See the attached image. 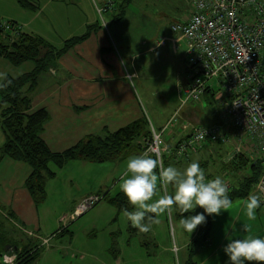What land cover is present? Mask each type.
I'll list each match as a JSON object with an SVG mask.
<instances>
[{"label": "crops", "instance_id": "obj_1", "mask_svg": "<svg viewBox=\"0 0 264 264\" xmlns=\"http://www.w3.org/2000/svg\"><path fill=\"white\" fill-rule=\"evenodd\" d=\"M103 2L0 0L1 21H14L24 31L44 38L57 49L62 48L66 40L84 34L94 26L86 40L72 46L39 76L32 94L28 113L40 109L49 113L50 118L41 136L53 152H63L87 135L116 131L145 116L154 127L157 119L150 117L146 101L163 97L158 84L154 87L152 83L154 62L159 57H162L161 63L168 62L175 72L178 96L189 83L185 42L181 34L172 30L173 24L185 21L190 15L186 0H178L176 20L170 28L166 25L167 29L155 32L149 28L153 25V10L148 9L147 1H142L139 7L138 0H116L115 11L101 15L98 6ZM168 4H172L170 0ZM168 6L170 8V5L165 7ZM130 7L132 16L128 12ZM158 12L165 15L163 10ZM34 68L33 61L15 65L0 56V84L7 76L18 77ZM164 70L157 73H166ZM161 79L167 80V75L162 77L157 74L156 80ZM203 101L209 106L216 104L211 110L212 121L220 120V114L216 115L217 107H221L217 100L212 101L206 95L200 102ZM184 105L181 104V107ZM180 109L178 107L168 116L159 128H164L173 117L177 118L164 138L167 146L176 145L194 127L213 124L201 121L194 124L191 120L197 117L195 108L187 106ZM179 111L183 114L181 118ZM167 130L163 131V135ZM5 141L0 124V148ZM218 149L207 146L194 153L189 162L180 164L181 170L192 161H199L200 164L216 158ZM129 157L102 164L69 162L57 170L55 178L47 182V199L40 205L35 204L26 185L32 168L25 162L4 157L0 161V231L19 245L38 246L41 252L35 264H143L149 256L147 250L150 241L134 238L133 234L138 228L133 227L124 212H119L107 199L80 217H72L76 204L84 196L101 192L112 197L121 191L119 184ZM209 169L215 172L217 168ZM221 172L216 174L220 175ZM225 177L227 174L224 173L222 178ZM172 186L171 183L160 185L158 182V198L172 194ZM243 208L244 204L231 220H225L222 227L217 224V216L212 218L211 244L207 246L200 245L195 231L190 234L183 230L180 225L181 212L176 206L175 222L164 220L163 211L157 215L153 213L156 219L146 220L151 224V237H162V242L153 243L156 264H206L207 258L214 254L217 256L214 264H225L228 257L223 248L228 243V237L264 236V210L257 209V218L250 221L246 215L244 217ZM199 210L203 211L202 208ZM53 213V217H50ZM121 216H124V229L119 225ZM107 225L115 229L109 232V236L100 244L102 247L97 250L95 246L99 244V239L96 234L92 237L91 231ZM59 231L61 233L54 236ZM213 244L216 251L206 254L205 250L212 249ZM175 246L178 247L177 251Z\"/></svg>", "mask_w": 264, "mask_h": 264}, {"label": "built area", "instance_id": "obj_2", "mask_svg": "<svg viewBox=\"0 0 264 264\" xmlns=\"http://www.w3.org/2000/svg\"><path fill=\"white\" fill-rule=\"evenodd\" d=\"M190 15L172 25L184 39L189 84L182 90V103L201 101L209 90L222 106V122L194 127L173 149L164 143L162 133L177 122L173 117L163 131L152 128L148 153L172 156L175 162L205 143L230 147L231 158L242 154L262 162V174L254 194L264 197V0H186ZM116 0L98 6L101 15L115 11ZM4 27L11 34L19 25ZM206 176V175H205ZM206 179H208L206 177ZM229 183L231 189L232 183ZM103 200L92 193L81 198L72 217L89 211ZM264 210V206H261ZM178 249L175 247V251ZM17 255L6 254L5 261L15 264Z\"/></svg>", "mask_w": 264, "mask_h": 264}, {"label": "trees", "instance_id": "obj_3", "mask_svg": "<svg viewBox=\"0 0 264 264\" xmlns=\"http://www.w3.org/2000/svg\"><path fill=\"white\" fill-rule=\"evenodd\" d=\"M5 22L11 26L17 25L14 21L3 22L0 20V56L5 57L15 65H20L25 61H33L35 68L33 71L18 77L7 76L0 84V124L6 137L5 144L0 148V161L4 157H9L25 162L32 168L26 185L35 204L40 205L45 202L47 199V182L56 177L58 169H62L71 161L102 164L147 152L149 143L153 139V126L146 116L116 131L87 135L78 144L63 152H53L41 136L45 124L50 118L49 113L45 109H40L32 114L28 113L31 108L32 94L37 87L39 76L47 71L51 64L72 46L86 40L94 26L87 29L84 34L66 40L62 48L57 49L44 38L26 32L20 26L16 33L11 34L4 27ZM187 74L189 77L188 70ZM211 92L209 90L204 97L209 95L212 101H216L215 95ZM219 119L213 124L222 122L221 115ZM163 129L156 130L163 131ZM176 145L169 146V148L174 150ZM207 146H216L219 148L216 153L219 151L223 154L222 158H219L223 159L224 162L221 165L223 173L220 176L222 177L224 173L227 174L224 179L232 183L229 193L232 201L236 198L247 199L250 192L254 194V186L262 174V162L253 161L242 154L233 158L230 157L231 159L225 162L226 157L224 156H228L231 149L222 143H205L202 148L193 151L188 159L178 163L173 160L170 154L164 153L162 166L168 167L170 163L189 162L194 153L203 150ZM148 154L156 157L155 154ZM214 160L215 158L200 162V166L204 169L208 179L219 175L216 174L219 172L215 173L209 170V167L213 169ZM156 171L158 172L159 169ZM242 172L241 176L237 175ZM97 194L102 193L98 192ZM103 199H107L119 212L134 208L122 191L112 197L103 195ZM199 208L194 211L190 210V213H180L179 216L181 218L182 216L201 212ZM213 217L214 214L208 216L207 222L197 226L194 230L196 239L202 246L211 244L210 226ZM59 233L61 231L54 233V236ZM40 252L41 249L38 246L19 245L17 242L10 241L6 234L2 230L0 231V264H8L4 256L10 253L17 255L15 264H35Z\"/></svg>", "mask_w": 264, "mask_h": 264}, {"label": "clouds", "instance_id": "obj_4", "mask_svg": "<svg viewBox=\"0 0 264 264\" xmlns=\"http://www.w3.org/2000/svg\"><path fill=\"white\" fill-rule=\"evenodd\" d=\"M158 182L160 185L171 183L174 192L153 200ZM119 188L134 206L132 210L124 209L125 216L142 232L150 230L151 224L146 220H155L153 213L165 211L173 205L181 213H190L198 206L203 209L180 219L183 230L192 234L197 226L207 222L208 216L220 215L233 204L229 183L219 175L206 179L199 161L190 162L180 171L172 165L163 167L158 155L153 157L147 152L128 158ZM261 206H264V197L250 192L244 203V215L250 221L255 220ZM223 251L228 257L225 264H264V236L228 237Z\"/></svg>", "mask_w": 264, "mask_h": 264}, {"label": "rangeland", "instance_id": "obj_5", "mask_svg": "<svg viewBox=\"0 0 264 264\" xmlns=\"http://www.w3.org/2000/svg\"><path fill=\"white\" fill-rule=\"evenodd\" d=\"M142 1H143V3L147 1L148 9L149 10H151V9L153 10V13H152L153 14V25L149 26V28L151 29L152 32H155L158 29H161V30L167 29V26H168V28H170L171 23L176 20L175 13H176V10L178 9V0H170V2L173 5L172 4H168L169 0H156V1H152V0H138L139 7H140ZM167 5H170V8H169V6L165 7ZM174 6H175V9H174ZM139 7L137 5V8H139ZM130 10H131V7H130V9H128V12ZM158 10H163L164 14L167 15V16L163 15L161 12H158ZM132 12H133V10H132ZM132 12H129V14L131 16H132ZM140 22H143V21L141 20ZM161 60H162V57H159V60L156 59V61L154 62V64H155V68H154V72H153L154 79H153L152 83H153L154 87H156L157 84H158L159 88L161 89V96H163V97L151 99L152 102H148V101L145 100L147 102L146 104H147V108H148V112L150 114V117H153L154 120L157 119V121L154 122V128L159 130V128L161 126H163L164 122L166 121V118L168 116H170L172 113H174L175 110L178 109V107H180L182 109V108L187 107V106L195 108V114L197 115V117H195V118H193L191 120L194 124H196L197 122H200V121H201V123L207 122L205 124L213 122L212 121L213 114H212L211 110L214 109V106L216 104L215 103L213 105L210 104V106H209L207 103H205V101H203L202 103L200 101H190L186 105L182 104V101L180 99V95L178 96V92L176 90L175 72L170 67L168 62L167 63H165V62L161 63L160 62ZM156 66H159L161 68H157ZM162 69H165L164 72H166V73H163V71H160L159 73H157V71L162 70ZM157 74L161 75L162 77L167 75V80L166 79H161L159 81L156 80V75ZM181 104L184 105V106L181 107ZM201 106L203 108H201ZM221 107L220 106L217 107V109H216V113L217 114L216 115H219V114L221 115V113H220L222 111ZM181 109H180V111H181ZM180 111L178 113L179 118H181V115L183 116L185 110L183 111V114H182V112L180 113ZM197 125H199V124H197ZM204 126H207V125H204ZM168 129L169 130H167V132L164 133L163 139L166 137V135L170 131L171 127L168 128ZM227 148H229V147H227ZM218 153L221 156L217 155V157L215 158V160L213 162L214 163L213 166H215V168H217V169H215V172L216 171L221 172L223 170L222 167H221L222 163H224L223 159L222 160L219 159L220 157L222 158L223 154H221L219 151H218ZM230 155H231V153H229L228 156L227 155L224 156V157H226L225 162H228L231 159ZM180 164H183V163H179V164L172 163V166L177 167L180 171H183L188 166V165H184L182 167V170H181V166L182 165H180ZM210 164H211V162H210ZM222 173H223V171L221 172V174ZM242 174H243V172L239 173L237 175L241 176ZM173 189H174V187L171 190H173ZM158 193L159 192H156V194L153 197V200L158 198V195H159ZM103 201L104 200H102V202ZM245 201H246V199H244V198H236V199L233 200L232 207L229 210L222 211V213L220 215L214 214V216H217L218 220H219L217 224L222 227V225L224 224L225 220H227V219L231 220L232 216L236 215V213L239 210L240 206L242 204H244ZM94 207H92V208H94ZM174 207L175 206L173 205L170 208H168L165 211H163L164 220L167 219V220H169V222L170 221L171 222L177 221V216L175 214ZM87 212H85V213H87ZM85 213L80 214L78 217H80L81 215H83ZM243 213H244V211H243ZM154 214L157 215V213H154ZM53 215H54V213L51 214L50 217H53ZM261 215H263V213H261ZM78 217H75V218H78ZM244 217H245V215H244ZM256 218H257V215H256ZM120 219L121 220H120L119 225H121L120 227L122 229H124V227H123L124 216H121ZM114 229H115L114 226L110 227L108 225L106 227H101V228L96 229V230L92 229L91 236L94 237V234H96L97 238L99 239V240H97L99 244H97L95 246V248H97V250H99L102 247L100 244L103 242V240L105 238H107L109 236L108 235L109 232L114 230ZM148 232L149 233H144V232H142V231H140L138 229L133 234V236H134V238H138V239L143 238L146 241H150V244H149V247H148V250H147V252H149V256L147 258H145L146 260L144 261L143 264H147V263L148 264H156L157 256L154 255L153 243L155 241L162 242V237H157V239H154V238L151 237L152 234H153V231L150 229ZM54 241H56V239H54ZM175 247L178 249L177 246H175ZM175 247H174V249H175ZM215 247H216V245L213 244V248L212 249L208 248L207 250H205L206 254L214 253L216 251ZM216 259H217V256H216V254H214L213 256L207 258L208 261L206 262V264H214L215 261H217ZM47 263L48 262H45V264H47ZM39 264H44V263L41 262Z\"/></svg>", "mask_w": 264, "mask_h": 264}]
</instances>
